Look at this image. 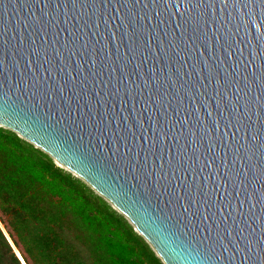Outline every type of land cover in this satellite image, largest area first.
<instances>
[{
  "label": "water",
  "instance_id": "water-1",
  "mask_svg": "<svg viewBox=\"0 0 264 264\" xmlns=\"http://www.w3.org/2000/svg\"><path fill=\"white\" fill-rule=\"evenodd\" d=\"M0 126L164 264H264V0H0Z\"/></svg>",
  "mask_w": 264,
  "mask_h": 264
},
{
  "label": "trees",
  "instance_id": "trees-1",
  "mask_svg": "<svg viewBox=\"0 0 264 264\" xmlns=\"http://www.w3.org/2000/svg\"><path fill=\"white\" fill-rule=\"evenodd\" d=\"M164 264L82 179L0 126V264Z\"/></svg>",
  "mask_w": 264,
  "mask_h": 264
},
{
  "label": "rangeland",
  "instance_id": "rangeland-1",
  "mask_svg": "<svg viewBox=\"0 0 264 264\" xmlns=\"http://www.w3.org/2000/svg\"><path fill=\"white\" fill-rule=\"evenodd\" d=\"M58 165V164H57ZM59 166V165H58ZM61 167V166H60ZM61 168H63V167H61ZM64 170H66V171H68V172H70L69 170H67V169H65V168H63ZM70 173H72V172H70ZM73 174V173H72ZM75 176V175H74ZM78 178V177H77Z\"/></svg>",
  "mask_w": 264,
  "mask_h": 264
},
{
  "label": "snow or ice",
  "instance_id": "snow-or-ice-1",
  "mask_svg": "<svg viewBox=\"0 0 264 264\" xmlns=\"http://www.w3.org/2000/svg\"><path fill=\"white\" fill-rule=\"evenodd\" d=\"M179 230H182V229H179Z\"/></svg>",
  "mask_w": 264,
  "mask_h": 264
}]
</instances>
